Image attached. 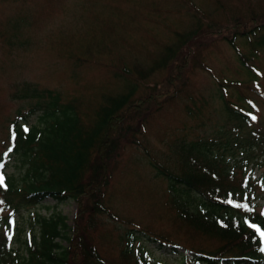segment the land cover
Masks as SVG:
<instances>
[{
  "label": "rangeland",
  "instance_id": "obj_1",
  "mask_svg": "<svg viewBox=\"0 0 264 264\" xmlns=\"http://www.w3.org/2000/svg\"><path fill=\"white\" fill-rule=\"evenodd\" d=\"M261 21L264 0H0V152L10 134L17 133L14 128L20 129L13 126L17 110L27 108L32 101L13 98L12 92L18 88L15 85L33 82L41 89L60 92L64 101L80 99L77 108L89 127L107 98L126 93L131 86L135 96L130 102L138 105L139 98L152 91L171 93L183 84L182 93L162 98L158 110L151 104L148 119L134 112L126 123L118 122L117 128L128 125L133 132L121 136L119 150L111 159L104 202L123 222L103 211L96 216L92 235L101 254L117 262L125 249L120 233L124 228L134 229V224L141 226L136 229L137 244L152 264H177L182 255L191 253L188 249L213 250L222 241L176 217L175 193L169 191L165 178L155 175L152 162L182 171L178 145L184 138L215 137L225 121V99L242 110L249 108L255 118L264 120V49L249 57V66H245L230 44L233 34ZM199 28L198 41L205 43L201 54L192 53L190 63L179 71L181 81L174 84L171 64L158 67L159 60L169 45L178 44L180 34L189 37L190 31ZM237 37L241 53L247 55L244 37ZM187 49L185 45L181 52L185 54ZM196 56L201 65L195 64ZM124 68H131L133 74L137 69L149 79L138 81L136 74H126ZM39 117L40 113L29 117L30 125L39 124ZM132 135L139 143L128 140ZM249 169L257 196L255 207L260 212L264 209V155L254 159ZM25 170L15 153L0 174L21 181ZM83 198L89 203L91 195ZM179 199L187 201L185 196ZM189 199L188 209L197 211L195 200ZM78 209L74 199L59 204L48 199L37 208L17 212L8 228L9 247L17 252L14 255L24 254L25 241L33 230L39 231L35 214L49 217L62 213L72 231ZM9 213L6 210L5 214ZM82 214L83 221H89L91 214ZM145 228L179 242L183 248L173 251L170 245L160 247L147 232L140 231ZM71 231L63 233L74 236ZM60 241L68 246L65 239Z\"/></svg>",
  "mask_w": 264,
  "mask_h": 264
},
{
  "label": "trees",
  "instance_id": "obj_2",
  "mask_svg": "<svg viewBox=\"0 0 264 264\" xmlns=\"http://www.w3.org/2000/svg\"><path fill=\"white\" fill-rule=\"evenodd\" d=\"M201 31L202 28L190 31L189 37H181L180 34L178 44L169 45L167 53L159 60L158 67L171 64L173 82L181 81L179 71L190 63L192 53L201 54V47L205 45L198 41ZM237 36L244 37L251 56L241 53ZM230 44L238 51L241 62L249 66V57L264 49V21L233 34ZM185 45H188V49L183 54L181 49ZM196 60L195 64L201 65L200 57L196 56ZM130 69L124 68L123 71L131 75L133 72ZM135 74L138 81L149 79L148 75L137 69H134ZM15 87L18 88L12 92L13 98H31L32 101H29L27 108L17 110L13 126H20V129L14 128L17 133L10 134L3 142L6 147L0 152V171L6 170L15 153L20 155L22 164L26 166L21 181L5 174L0 184V264H151L144 254H140L139 249L142 248H138L140 253L132 249L137 236L135 228H126L124 233H120L125 249L117 262L109 261L101 254L93 240V226L96 216L103 211L123 222L104 202L111 159L119 150L121 136L126 137L133 132V127L128 125L117 128L118 122L126 123L134 112H138L139 118L148 119L151 104H154L153 110H158L162 107V98H175L182 93L183 84L171 90V93L169 90L162 93V89L157 94L152 91L139 98V106L130 102L135 96L131 86L128 92L107 98V104L99 106L96 121L89 127L84 124L77 108L80 99L75 98L77 102L73 99L64 101L60 92L41 89L33 82ZM225 101V121L215 137L194 141L184 138L178 145L180 152H177L184 167L182 171H172L165 165L152 162L155 175L165 178L168 188L177 197L175 207L179 214L177 212L176 217L189 220L196 231L206 236L215 235L217 240L222 241L213 250L188 249L192 253L182 255L177 264H264L261 249L264 243V236L261 235L264 233V213L257 211L254 205L255 185L252 177L245 175L249 163L264 155V120L255 118L249 113V108L242 110V107ZM35 113H40V123L32 126L28 118ZM128 140L139 143L134 135ZM86 195H91L89 203H84L83 197ZM178 196H185L188 202L189 198L194 199L197 211L189 210L187 201H181ZM69 198L79 204L72 231L67 225V217L62 213L47 217L38 212L35 216L39 231L35 233L33 230L25 241L24 254L14 255L16 251L9 247L8 239L12 216L21 210L37 208L48 199L59 204ZM6 210H10V213L5 214ZM82 212L91 214L89 221H83ZM65 229L73 232L74 236L63 233ZM140 231L147 232L150 239L160 243V247L169 243L173 251H178L179 242L151 233L147 228ZM62 238L68 242V246L61 243Z\"/></svg>",
  "mask_w": 264,
  "mask_h": 264
},
{
  "label": "snow or ice",
  "instance_id": "obj_3",
  "mask_svg": "<svg viewBox=\"0 0 264 264\" xmlns=\"http://www.w3.org/2000/svg\"><path fill=\"white\" fill-rule=\"evenodd\" d=\"M2 183H3V175L0 174V184H2ZM261 235L264 236V233H261Z\"/></svg>",
  "mask_w": 264,
  "mask_h": 264
}]
</instances>
